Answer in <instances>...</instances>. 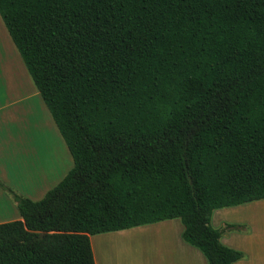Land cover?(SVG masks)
I'll use <instances>...</instances> for the list:
<instances>
[{"label":"trees","instance_id":"16d2710c","mask_svg":"<svg viewBox=\"0 0 264 264\" xmlns=\"http://www.w3.org/2000/svg\"><path fill=\"white\" fill-rule=\"evenodd\" d=\"M73 157L40 200L0 178L22 219L0 264H96L91 235L180 218L209 264L215 209L264 199V0H0ZM243 226L240 225L239 229Z\"/></svg>","mask_w":264,"mask_h":264},{"label":"crops","instance_id":"0c3cea01","mask_svg":"<svg viewBox=\"0 0 264 264\" xmlns=\"http://www.w3.org/2000/svg\"><path fill=\"white\" fill-rule=\"evenodd\" d=\"M18 48L0 18V178L19 194L42 199L74 165ZM22 219L11 194L0 188V223ZM226 230L221 241L245 253L232 264H264V199L215 209L211 223ZM180 218L91 235L96 264H209L183 238Z\"/></svg>","mask_w":264,"mask_h":264},{"label":"rangeland","instance_id":"374dc122","mask_svg":"<svg viewBox=\"0 0 264 264\" xmlns=\"http://www.w3.org/2000/svg\"><path fill=\"white\" fill-rule=\"evenodd\" d=\"M0 18L2 19V21H3V18H2V16H1V14H0ZM3 23H4V21H3ZM4 26H5V28H6V30H7V32H8V34H9V31H8V29H7V27H6V25H5V23H4ZM50 112V111H49ZM51 114V113H50ZM52 116V115H51ZM52 119H53V116H52ZM54 120V119H53ZM53 124H55L54 126L56 127L57 125H56V123H55V121H54V123ZM57 128V127H56ZM72 168V167H71ZM224 223H227V224H230L228 221H225ZM235 225H237V227H238V229H236V230H240V231H246V230H250L251 229V226H250V224L248 225V224H245L246 226H244V224L242 223V224H235ZM240 225L241 226H243V228L242 229H239L240 228Z\"/></svg>","mask_w":264,"mask_h":264}]
</instances>
